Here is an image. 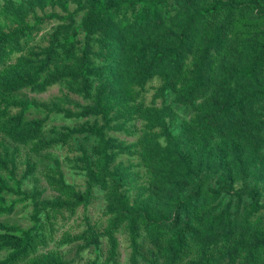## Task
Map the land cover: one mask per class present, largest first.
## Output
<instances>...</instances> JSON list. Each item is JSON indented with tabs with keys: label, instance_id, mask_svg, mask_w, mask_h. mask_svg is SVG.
I'll list each match as a JSON object with an SVG mask.
<instances>
[{
	"label": "trees",
	"instance_id": "1",
	"mask_svg": "<svg viewBox=\"0 0 264 264\" xmlns=\"http://www.w3.org/2000/svg\"><path fill=\"white\" fill-rule=\"evenodd\" d=\"M49 2L63 14L53 12L37 18L33 25L21 22L8 31L0 30V63L30 46L22 56L27 66L0 76V216L10 214L17 204L26 201L32 206L29 228L0 223V264H14L31 251L43 214L88 205L95 186L111 191L117 222L126 223L133 250L136 251L135 239L140 236L160 243L164 232L168 234L153 264H178L189 243L196 246L198 256L188 264H264L263 180L254 175L253 169L264 160V28L242 42H233L225 52L216 81L212 77L217 49L235 19L251 16L264 27V0H199L191 12L182 10L179 0ZM52 21L55 26L46 43L32 45L41 25ZM197 26H211V30L200 38L191 54L190 67L183 71L181 64ZM124 34L129 35L127 46ZM116 53L125 56L130 83L143 89L153 77H159L164 86L156 97L175 93L179 103L192 109L189 124L201 134L219 139L230 133L231 138L241 142H249L255 136L257 156L243 171L237 158L234 178L231 172L221 169L196 172L188 164L177 166L174 152L160 144L161 138L171 143L167 114L161 109L151 112L144 120V128L152 137V159L162 169L164 185L169 186L165 214L154 218L145 210L127 211L123 203L127 177L123 168L115 164L116 140L106 136L107 130L121 132L122 127L111 125L101 90L85 106L73 99L88 100L95 79L105 77L108 82H115L110 71ZM55 85L60 86L62 93L47 101L24 94H41ZM198 99L201 101L197 104ZM60 114L77 120H96L70 130L47 126L51 115ZM235 122H239L237 128ZM74 133L81 134L89 144L77 145L79 154L71 161L86 178L85 191L70 187L72 201L66 203L58 198H41L37 191L28 194L22 190V183L9 168L10 143L23 142L42 151L67 145ZM42 159L57 167L54 183L69 187L59 171L60 161L48 154ZM2 174L13 180V186L7 185ZM183 182L192 186L186 190ZM9 196L16 200L7 203ZM251 232L256 233L257 239L249 246L235 242ZM132 259L137 261L136 252Z\"/></svg>",
	"mask_w": 264,
	"mask_h": 264
},
{
	"label": "rangeland",
	"instance_id": "2",
	"mask_svg": "<svg viewBox=\"0 0 264 264\" xmlns=\"http://www.w3.org/2000/svg\"><path fill=\"white\" fill-rule=\"evenodd\" d=\"M198 2L199 0H179L180 8L186 12H191ZM69 8L72 10L74 7L70 5ZM53 12L63 14L59 7H53L49 0H0V30L8 31L21 22L33 25L37 18H44ZM54 26V21L43 23L32 45H44L45 39L53 31ZM207 26H197L193 30L190 48L181 64L183 71L190 67L191 54L200 38L211 30V26ZM263 28L262 23L251 16L245 15L234 20L224 37V42L217 49L213 61L212 77L214 81H216L217 73L223 65V57L227 48L233 42H242ZM123 36L126 46L129 45V35L124 34ZM26 50L12 53L3 60L0 63V76L15 69L25 68L27 62L23 60L22 56ZM115 56V62L111 65L110 71L115 82L110 83L105 77L101 80L95 79L92 81L93 88L88 100L74 96L73 99L85 106L91 104L97 98L98 90H101L102 103L109 109L111 125L120 124L122 127L121 132L107 130L106 136L116 140L115 164H119L123 168L127 177L123 199L127 211L145 210L150 217L154 218L165 214L164 201L169 186L164 185L162 169L152 159L150 153L152 137L144 128V120L151 112L161 109L164 114H167L166 120L171 143H166V138H161L160 144L174 152L177 166H181L180 163L188 164L190 169L196 172L221 169L224 172H231V176L234 178V170H236L234 165H236L237 158L241 160L243 171L244 166L257 156L255 136L249 142H241L231 138L230 133L219 139L201 134L189 124L193 114L192 109L179 103V98H176L175 93L167 92L162 98L156 97L158 90L164 86L159 77H153L142 89L136 83L128 81L125 56H120L117 53ZM179 89L180 85L177 90ZM61 93L62 90L58 85L50 87L41 94L24 92L28 98L38 101H47L60 96ZM137 93H139V97H137ZM200 101L198 99L197 104ZM67 108L76 112L72 106ZM94 120L96 118L92 117L77 120L66 118L65 115L60 114L51 115L46 124L60 128L68 127L70 130L79 128L85 121L93 122ZM238 123L235 122L236 128ZM237 133H239L238 130ZM79 144H82L83 147L89 145L79 133H74L65 146H54L42 151H37L33 145L23 142L10 143L12 162L9 163V168L12 169L16 180L22 183V190L26 193L37 191L44 199L58 198L66 203L71 202L70 187H74L81 193L85 191L86 178L83 172L74 169L71 162L79 154L76 150ZM259 153H261L260 150ZM46 154L60 161L59 171L69 187L63 188L54 183L53 178L58 177L57 167L53 162L42 159V156ZM253 169H255L254 175L263 180L264 195V160L256 164ZM2 176L8 186H13V180L4 174ZM183 183L186 190L192 186V183ZM237 183L239 184V182ZM12 200L16 199L12 196L6 198L7 203ZM31 214V202L26 201L17 204L10 214L1 215L0 223L27 229L31 226ZM117 218L118 213L109 188L95 186L88 205L63 207L43 214L36 230V236L32 241L31 251L14 264L50 263L57 260L70 261L71 264H153L156 262L168 234L164 232L160 243H153L146 237L140 236L135 239V251L132 248L126 223H118ZM256 239V233L251 232L236 239L235 242L239 245L249 246ZM133 252H136V262L132 259ZM197 256L196 246L189 243L178 264L192 263L197 259ZM242 256L241 254L239 258Z\"/></svg>",
	"mask_w": 264,
	"mask_h": 264
}]
</instances>
